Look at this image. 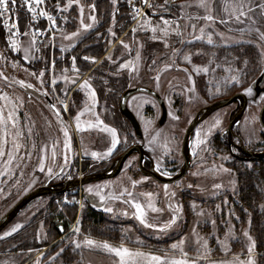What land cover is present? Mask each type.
<instances>
[{
    "label": "rangeland",
    "instance_id": "374dc122",
    "mask_svg": "<svg viewBox=\"0 0 264 264\" xmlns=\"http://www.w3.org/2000/svg\"><path fill=\"white\" fill-rule=\"evenodd\" d=\"M81 2L85 6V23L92 24L89 16L91 14L96 16V13L89 12L88 0ZM148 2L155 4L153 0ZM159 3L160 5L155 7H147L155 15L147 14L144 9L146 16L138 20L132 19L133 12L128 8V15L132 19L129 28L131 31L121 36L116 33L115 37L110 35L105 54L95 64L84 60L85 56L79 62L76 58L78 74L72 71L74 53L71 52L96 29L97 19L90 30L84 31L80 27L79 14L75 6L68 12L59 14L57 35L52 46L47 47L49 43L36 42L30 53L32 57L30 60L23 59V49L29 46V37L19 38L21 40L19 52H5L0 46V53L4 54L3 58H0V72L8 77L7 82L0 78V95L8 96V100H0V106H6L5 114L14 108L19 127L24 130V137L19 141L23 146L12 164L6 163V156L0 158V173H3L0 175V217L20 198L44 185L50 178L61 174L56 181L67 180L103 170L126 148L137 143L131 125L119 111V100L129 88L150 87L166 102L168 120L163 127L158 126L161 108L155 98L147 94H136L130 98L129 107L142 127L147 151L167 176L172 175L173 167L183 164L180 155L183 136L199 109L219 99L242 92L243 85L244 93L253 97L254 93L248 94L247 90L264 69V40L260 38V33H264V19H261L259 12L250 14L249 19L242 17L244 22L240 23L231 15V6L238 4L239 0H215L211 4L213 9L211 12L198 7V0H168L167 7H164L165 0ZM225 3L229 5L227 12L224 11ZM181 5L184 7H180ZM208 14L215 19L213 21L202 19ZM70 16L73 18L72 22ZM161 16L170 22L167 26L168 36H164L162 31L165 26L160 19ZM220 19L227 20L228 23H219ZM252 19L257 23L253 24ZM146 20L150 23L140 27ZM193 25L195 28L192 27ZM152 27L157 28L156 33H152ZM133 28L137 29L135 33L132 32ZM257 28L259 33L256 31ZM201 29L204 30L203 33ZM78 30L81 33L79 37H73L71 40L63 38L65 35L71 36L72 32ZM112 31L116 32V30ZM177 32L180 35H177ZM153 35L156 36L155 40L152 39ZM209 36L212 38L211 44L208 43ZM197 37L202 38L197 39ZM121 41L128 44L131 51L123 48ZM83 47L82 45L81 48ZM36 48H40L41 51L37 52ZM61 48L64 51H61ZM137 52L140 54L139 60L136 59ZM76 56L79 57L80 53ZM53 60L56 61L55 69L52 68ZM127 61L132 63L128 68L121 69L120 65ZM242 64H244V84ZM204 68L209 70L204 72L202 70ZM41 71L45 72L43 87L37 77L31 75L33 72L38 75ZM77 75L78 82L75 85L71 84L72 78ZM65 77H68L67 81ZM157 77H159L158 81ZM231 77H236V80H232ZM53 79L56 80L55 85L51 84ZM19 80L34 87L22 88L15 83ZM85 80L89 81L96 92L95 102L88 89L80 88V84ZM65 90H67L66 96ZM45 91L61 113V118L49 107L47 100L41 97ZM64 104L68 105V111H63ZM263 104L264 94L250 101L241 123L236 127V132L248 147H253L264 140V131L258 120ZM235 108V104L222 108L196 129L193 157L195 159L202 157L201 164H197L187 177L177 184L167 185V194L165 185L143 177L135 166L130 173L125 168L114 179L98 181L83 188V190L93 189L98 204H91L82 194L76 195L72 192L60 196L47 195L33 201L1 232L0 236L16 224L23 225L12 236L0 240V264H4L5 261L8 264H36L38 259L39 264H63L62 258L67 259L71 264H119V258L114 254L83 246L84 239L108 242L114 247L123 244L133 250L139 249L145 253L163 255L173 243L185 239L187 234L192 236L189 240L186 239L188 242L186 241L183 247L189 257H194L196 252L191 250V247L195 246L192 238L199 236L198 224L204 221L210 222L211 219L207 212L205 216L203 215L200 201L192 195L196 192L203 194L208 193L206 191L217 190L216 184H221L224 189L236 190L239 187L237 178L245 170L254 171L256 168H264V161L237 163L231 159L226 149H221L219 144L216 146V152L213 150L212 141L215 137L219 139L227 128ZM82 111L84 112L80 119L82 130L77 131L74 117ZM32 115L36 116L34 121ZM216 119L220 120V124L212 127ZM98 120L103 121V124H99ZM65 125L70 137L69 148L64 147ZM105 125L116 129L120 141L110 155L106 153L111 147L112 135L104 128ZM29 128L32 129L31 136H28ZM209 128L211 133L205 135ZM197 130H201L200 138L206 140V144L199 147L195 145ZM44 146H47L46 151L41 150ZM10 148L9 140L5 150ZM53 150L55 157L52 155ZM94 152L97 153L96 157L92 155ZM21 157L24 159L21 160ZM41 157H46L43 172L39 170ZM134 159L136 160L137 156H132L128 163ZM48 168L52 169L51 175L48 173ZM225 168L229 171H223ZM132 181L140 183L133 188ZM125 188L133 192L134 196L121 197L120 193ZM97 192L99 195L96 194ZM147 193L153 194L151 203L162 209L161 213H152L147 208L149 203V198L145 195ZM101 196L104 197L103 200ZM123 199H134L144 205L150 223L163 226L172 216L178 217L177 219L181 216V220L178 225H173L164 232L144 228L135 218V209L130 203H122ZM166 204L171 205L175 211L177 206H180V211L169 212L165 208ZM54 208L63 217L67 216V221L60 215H54ZM107 208H111L112 211H106ZM73 210H75L74 219L71 215ZM89 215L97 216L102 228L87 229ZM49 218L53 226L49 223ZM64 222L67 226L66 234L57 238L59 233L56 232V226ZM186 226L189 231L186 229V235L178 237L180 233H177L179 232L177 229L181 227V232ZM77 227L80 229L79 234L74 231ZM22 232L28 236L24 239L29 238L30 241V245L23 252L16 249L18 246L16 235L19 237ZM242 238L244 241V236H241ZM11 239L13 242L10 243ZM76 242H81L82 247L75 248ZM195 243L197 245V238ZM61 248L64 252L57 256ZM175 256L181 258L179 251ZM220 259L222 258L213 260ZM201 264L207 262L201 261Z\"/></svg>",
    "mask_w": 264,
    "mask_h": 264
},
{
    "label": "snow or ice",
    "instance_id": "6c2138e0",
    "mask_svg": "<svg viewBox=\"0 0 264 264\" xmlns=\"http://www.w3.org/2000/svg\"><path fill=\"white\" fill-rule=\"evenodd\" d=\"M112 4L115 6L117 4V0H111ZM130 7L134 9L132 19L138 20L146 16V14L143 12L142 8H135L134 0H127ZM215 0H198V7L205 8L208 12H211L213 9L211 7V4L214 3ZM142 3L147 7H155V5H152L148 2V0H142ZM45 4V0H0V18L6 17L3 20V26L5 29L8 30L9 36L7 39V44L10 46V49L12 51L19 52L21 50V40L19 37H29V46L23 49L24 60H30L32 57H30V53L32 51V48L36 45L37 42V36L38 35H44V31L40 29H35L33 21H35L37 16V9ZM11 5V7H10ZM76 7L79 14V23L80 27L84 31H88L93 27V24L96 23V16L94 14H91L89 16V19L93 22L92 24H86L84 21V13H85V6L81 2V0H66V3L63 5L61 4V0H56V3L53 5V8L60 12V13H66L73 7ZM168 6V0H165L164 7ZM96 4L93 3L88 6L90 13H95L96 11ZM180 7H184V5H181ZM232 13L231 15L234 16L235 20L243 23L244 21L241 19L242 17L244 19H249L250 14H255L259 12L261 19H264V0H239L238 4L232 5ZM229 5L225 3L224 5V11H228ZM19 9L25 10L28 14V20L25 25V29L23 32H21L19 27ZM115 11L112 13L113 21L115 20ZM39 16L47 17V20L51 23V28H49V32H53L56 28V19L52 14H50L48 11L40 10L38 13ZM155 15V13H153ZM161 21L163 25L165 26L162 31L164 33V36H168V29L167 26L169 25V21L167 19H164L161 16ZM202 19L213 21L215 18L208 14ZM67 22V21H65ZM147 23H150V21H145V23L141 24L140 27H145ZM219 23L227 24L228 21L224 19H220ZM252 23L256 24L257 21L255 19H252ZM195 28V25L192 26ZM137 31L136 28L132 29V32L135 33ZM152 33L157 32L156 27L151 28ZM203 29H201V32L203 33ZM256 31L259 33V29L257 28ZM110 34L115 37V32H113L111 29H109ZM81 35L80 31H74L71 33V36L65 35L64 39L71 40L73 37H79ZM177 35H180L179 32H177ZM202 37H197V39H201ZM260 38L264 40V33H260ZM55 35L53 34L52 40L54 41ZM153 40L156 39V36L153 35ZM208 43H212L211 36L208 37ZM121 44L123 48L126 50L131 51L130 46L123 41H121ZM47 47L52 46V42L50 41ZM37 52L41 51L40 48L35 49ZM61 51H64L63 48H61ZM4 54L0 53V58H3ZM84 60H89V57L85 56L83 57ZM111 59V57H109ZM136 59H140V54L137 52ZM95 62V61H93ZM132 63V61H127L124 64L120 65L121 69L128 68L129 65ZM155 63V62H153ZM56 61H52V68L55 69ZM15 66V65H14ZM204 72H207L209 69L204 68L202 69ZM72 71L75 73H79V69L76 67V57H72ZM197 71H201V69H197ZM32 76L37 77V79L40 81L41 86L43 87L44 81L43 77L45 75L44 71H41L38 75L33 72L31 73ZM0 78L4 79L6 82L8 81V77L4 75L3 72H0ZM79 76L72 78L71 84L75 85L78 82ZM157 81L159 80V77L156 78ZM227 79V78H226ZM232 80H236V77H231ZM65 80H68V77H65ZM238 82V81H237ZM15 83H18L22 88H33L34 86L30 83L26 84L25 81L19 80L15 81ZM51 84L55 85L56 80H51ZM81 89H88L89 94L92 98V100L95 102L96 100V92L94 89H92L91 84L89 81L85 80L82 84H80ZM248 94H251L252 89L249 88ZM43 95H47V92H43ZM67 95V90H65V96ZM135 99V98H134ZM0 100H8V96L6 94L0 95ZM49 107L55 109L56 105H49ZM5 108L6 106H0V158L7 157L6 163L8 165H11L13 160L17 158V154L19 150L22 148V144L18 142L19 139L24 137L23 131L20 129L18 120H17V113L15 109L7 111V114H5ZM63 111H68V105H63ZM85 111H90V109H85ZM57 116H60L59 110H57ZM84 115V112H79L75 117L76 121V129L77 131H81L80 126V119L81 116ZM175 119H179L178 117H174ZM63 123V121H61ZM99 124H103V121H99ZM220 124V120L216 119L215 124L212 127H216ZM104 128L111 133L112 135V141H111V147L108 149V152L106 155H110L113 150L117 148V145L120 143L119 139L117 138V132L114 128H109L108 126H104ZM211 133V128L208 129L207 133L205 135H209ZM32 135V129H28V136ZM63 135L66 138L64 142V147L69 148L70 147V137L69 132L67 131V126L65 125L63 130ZM6 137H11V148L9 150H5V145L9 143V140L6 139ZM201 130H197L196 132V140L195 145L197 147L201 145L206 144V140L201 139ZM151 143V142H150ZM33 147L35 148V144H33ZM42 151L47 150V146H44ZM195 154V153H194ZM53 157H55V151L53 150L52 153ZM93 157L97 156V153H92ZM26 156L28 154L26 153ZM46 157H41L39 160V170L45 171V160ZM21 160L24 158L21 157ZM66 159V158H65ZM48 173L52 174V169L48 168ZM159 170V169H158ZM223 171L227 172L228 169H223ZM3 173H0L2 175ZM167 175V173H164ZM140 183L139 181H132V187L135 188L137 184ZM167 185L164 186L165 193L167 194ZM191 187V185H189ZM222 186L220 184H216L215 188L219 189ZM87 191L91 193L93 191L92 188H88ZM99 195V192L96 193ZM149 198V203L147 204V208L150 209L152 213H161L163 210L156 207L153 203H151L152 193L145 194ZM121 197L127 196V197H133L134 193L128 191L127 188L123 189V191L120 193ZM104 197L101 196V200H103ZM122 203H130L131 206L135 209V218L139 221V223L144 227L148 229H153L155 231L164 232L167 229L171 228L173 225L177 223V217L172 216L171 219L164 223L163 226L150 223L147 219V212L145 210L144 205H142L139 202H136L134 199H123L121 201ZM171 207V205H169ZM262 209H264V205L261 206ZM106 211H112L111 208H107ZM176 211H180V206H177ZM127 215V213H124ZM239 219V217H237ZM79 223V221H77ZM249 225L251 224V220L248 221ZM213 225H215V221H213ZM23 225L16 224L13 226L9 231L5 232L2 236H0V240L6 239L7 237L12 236L14 233H16L20 228H22ZM75 233L79 234L80 229L77 227L75 230ZM195 233V230H193ZM243 236L246 237L248 243L245 245L244 250H242L240 253H236L232 255L231 259L222 258L220 260H213L211 258V249L208 246L207 239L203 240V243L200 247H197L195 249L196 255L194 257H189V254L187 251L184 250V245L186 243V238L179 240L177 243H173L168 250L164 252L163 255H156L152 253H145L139 249L133 250L128 247H125L123 244H121L119 247H114L110 245L108 242H97L93 239L85 238L83 241V246H86L90 249H98L102 250L109 254H114L116 257L119 258V264H201V261L207 262V264H258L257 256L254 255V250L257 248V242L256 240L250 235L249 231H243ZM233 238L232 229L229 228L228 232L225 234L224 240H219L218 243L221 245L220 250L225 253V256L231 251V249L228 246L227 241ZM139 243V242H138ZM197 243L199 244L200 241L198 240ZM82 247L81 242L75 243V248L79 249ZM202 249V250H201ZM179 251L181 258H176L175 253ZM64 252V249L61 248L60 252H58L56 255L59 256ZM55 259V257H53ZM4 264H8L7 261L4 262ZM36 264H39V259L37 260Z\"/></svg>",
    "mask_w": 264,
    "mask_h": 264
},
{
    "label": "trees",
    "instance_id": "16d2710c",
    "mask_svg": "<svg viewBox=\"0 0 264 264\" xmlns=\"http://www.w3.org/2000/svg\"><path fill=\"white\" fill-rule=\"evenodd\" d=\"M153 1L155 6L160 5L159 2L161 0ZM53 2L51 4L49 3V8L55 13L56 10L53 8V5L56 3V0H53ZM61 2H63V0H61ZM89 2L91 4L95 3L97 6L95 11L97 18L96 29L89 33L86 37L87 39L82 40L71 53H74L72 56H76L80 53L79 57L76 56L78 62L83 56H87L89 57L87 62L90 61V63L95 64L106 52L105 47L111 35L109 29L116 30V35L121 36L125 32L131 31L129 28L132 24V19L130 15H128V7L125 0H117V4L115 6L112 4L111 0H89ZM113 11L116 13L114 21L112 18ZM19 16V27L21 32H23L29 16L28 13L23 11V9H19ZM72 19V16H70L71 22ZM98 35L100 38H98ZM5 41V34L0 21V46L3 50H5V52H11L8 50ZM82 45L84 46L83 48H81ZM84 70H86V68ZM237 182L239 187L236 190L217 189L206 191L208 193L203 194L196 192L195 195H192L195 198H198L200 206L203 207V215L205 216L207 212L211 221H204L198 224L199 226L197 229L199 230V236L193 235L194 237L192 240L195 246H192L191 250L196 252L195 249L202 245L204 239H207L208 246L211 249L212 259L232 257L233 254L240 253L244 250L245 245L248 243L246 237H244V241L243 238L241 239L244 230L249 231L250 235L256 240L257 248L254 250V255L257 256L258 264H264V209L261 207L264 205V188H261L264 187V168H256L254 171L245 170L244 173L240 174L239 178H237ZM56 195L60 196L62 194ZM165 208L169 212H176L175 209L169 207V204H166ZM53 214L63 217L56 208H54ZM181 214L182 212L179 213V215ZM71 215L72 219H74L75 210H73ZM180 217L181 216L177 219V223L175 225H178L181 220ZM237 217H239V219H237ZM63 218L67 221V216H64ZM249 219L251 220L250 225L248 223ZM87 220L89 223L87 229L99 230V227L102 228L100 226V219L97 216L89 215ZM48 221L52 224V220L50 218ZM213 221H215V225H213ZM63 225L66 231V223L64 222ZM229 228L232 229L233 238H230L227 241L231 251L227 254V256H225V253L220 250L221 245L217 241L218 239L221 241L224 240L225 234L228 232ZM180 229L181 227L177 229L179 230L177 233H180V235H177L178 237L183 234L186 235V229L189 231L188 226H186L181 232ZM25 232L20 233L19 237L16 235V240L18 238L16 241V245H18L16 246V249L21 252H23L27 246L30 245V241H28L29 238L24 239V237H28ZM56 232L59 233L57 237L59 238L61 234L58 230ZM191 236L192 234H187L186 239L189 240ZM196 238L197 241H200L197 245L195 243ZM188 240L186 241L188 242ZM9 242H13V239L9 240ZM62 260L63 264H71V262L65 258H62Z\"/></svg>",
    "mask_w": 264,
    "mask_h": 264
},
{
    "label": "water",
    "instance_id": "95a60500",
    "mask_svg": "<svg viewBox=\"0 0 264 264\" xmlns=\"http://www.w3.org/2000/svg\"><path fill=\"white\" fill-rule=\"evenodd\" d=\"M142 6L145 7L143 3H142ZM147 14L153 15V13H151L149 10L147 11ZM263 83H264V70L261 73V75L251 84L252 92L255 95V96L253 95L254 100H256L262 93H264V87H261ZM136 94H147L157 100L161 108V116L158 121L159 127H163L166 124L168 120V109H167V106L162 96L151 88L144 87V86H138V87L130 88L123 93L119 101V110L121 114L129 121L130 125L133 128L136 138L140 141H143L144 136H143L141 125L128 105L130 98ZM46 98H47L49 105H54V103L50 100L49 97H46ZM250 101H252V98L249 97L247 94L236 93L230 98L215 101L211 103L210 105H207L201 108L196 113L193 120L191 121V123L188 125L186 129L184 139H183V144H182V155L184 157L185 162L182 168L180 169V171L176 175L164 176L163 174L159 173L153 166L151 167V169H145V167L143 166V161L146 157H148V154L143 144H136L135 146L127 150L125 153H123L121 156L116 158L112 166L104 172L97 173V174H91V175H88L80 179L66 181L62 183L61 186H57V184L56 185L51 184V180H49L43 186L38 187L32 192L26 194L21 199H19L5 214H3L0 217V233L19 215V213L26 206H28L32 201H34L37 198H40L46 195H51V194H64L66 192L73 191V190L77 191L83 185H86L88 183H93V182L102 181V180L116 177L120 173L124 165V162L133 153L139 154L140 169L145 176L151 177L157 182L161 184H165V185L178 182L180 179L184 177L189 167L191 166V163L193 160L192 140H193V135H194V131L196 130V128L203 121H205L209 116H211L214 112L224 107H227L233 103H237V107H238L237 111L233 115L229 123V126H228V133L231 136L234 133V128L241 122L244 116L245 110L247 109ZM53 110L57 113L58 109L55 108ZM259 122L264 129V105L259 113ZM243 153L244 155L248 156L249 157L248 159L251 161H260L264 159V150L250 151V150H247L246 148H243ZM57 230L60 232V234L62 235L65 234L63 224H58Z\"/></svg>",
    "mask_w": 264,
    "mask_h": 264
},
{
    "label": "flooded vegetation",
    "instance_id": "af4514ba",
    "mask_svg": "<svg viewBox=\"0 0 264 264\" xmlns=\"http://www.w3.org/2000/svg\"><path fill=\"white\" fill-rule=\"evenodd\" d=\"M264 70V69H263ZM263 70L259 73V75L255 78V80L261 75V73L263 72ZM242 77H243V84H244V64H242ZM254 80V81H255ZM253 81V82H254ZM252 82V83H253ZM144 87H147V86H144ZM261 87H264V83L262 84V86ZM150 88V87H149ZM250 88H251V86H250ZM152 89V88H151ZM128 90V89H127ZM125 92V91H124ZM240 93H244V85H243V89H242V92H240ZM262 94H264V93H262ZM261 94V95H262ZM123 95V94H122ZM260 95V96H261ZM233 96V95H232ZM255 96V95H254ZM254 96L252 97V100H254ZM259 96V97H260ZM258 97V98H259ZM163 98V97H162ZM228 98H230V97H228ZM257 98V99H258ZM164 99V98H163ZM224 99H226V98H224ZM219 100H221V99H219ZM120 101V100H119ZM165 101V100H164ZM218 101V100H217ZM250 103V102H249ZM165 104H166V102H165ZM233 104H235L236 105V108H235V110H234V112H233V114L231 115V117H230V120H229V123H230V121H231V119H232V117H233V115L236 113V111H237V103H233ZM128 105H129V103H128ZM210 105V104H209ZM249 105V104H248ZM264 105V104H263ZM167 106V105H166ZM205 107V106H204ZM263 107V106H262ZM203 108V107H202ZM224 108H226V107H224ZM168 109V108H167ZM262 109V108H261ZM200 110V109H199ZM198 110V111H199ZM219 110H221V109H219ZM218 110V111H219ZM132 111V110H131ZM197 111V112H198ZM246 111V110H245ZM261 111V110H260ZM217 112V111H216ZM216 112H214V113H216ZM213 113V114H214ZM260 113V112H259ZM212 114V115H213ZM60 115H61V113H60ZM196 115V114H195ZM194 115V116H195ZM211 115V116H212ZM211 116H209V117H211ZM62 117V116H61ZM208 117V118H209ZM194 118V117H193ZM207 118V119H208ZM206 119V120H207ZM193 120V119H192ZM191 120V121H192ZM205 120V121H206ZM258 120H259V115H258ZM128 121V120H127ZM205 121H203L202 123H204ZM242 121V120H241ZM129 122V121H128ZM191 123V122H190ZM189 123V124H190ZM201 123V124H202ZM241 123V122H240ZM239 123V124H240ZM260 123V122H259ZM130 124V123H129ZM200 124V125H201ZM238 124V125H239ZM199 125V126H200ZM237 125V126H238ZM261 125V124H260ZM198 126V127H199ZM228 126H229V124H228ZM228 126H227V128L221 133V136H220V138L218 139V138H214V140L212 141V147H213V150H214V152H216V146H217V144H219L220 146H221V149H226L227 150V152H228V154L230 155V157H231V159H234L237 163H249V162H254V161H251V160H249L248 158V156H246V155H244V153H243V148H246L247 150H250V151H262V150H264V140L263 141H259L260 143L259 144H256V145H254L253 147H248V146H246L245 144H244V142H243V139H242V137L236 132V127L234 128V133L230 136V134L228 133ZM132 127V126H131ZM188 127V126H187ZM197 127V128H198ZM262 127V126H261ZM196 128V129H197ZM133 129V128H132ZM187 129V128H186ZM262 129H263V127H262ZM196 131V130H195ZM195 131H194V135H193V140H194V136H195ZM263 131H264V129H263ZM185 132H186V130H185ZM184 135H185V133H184ZM137 139V138H136ZM183 139H184V136H183ZM138 140V139H137ZM193 140H192V154L194 153L193 152ZM136 144H143V146H144V148H145V150H146V152H147V154H148V157H146L145 159H144V161H143V166L145 167V169H151V167L153 166L159 173H161V174H163L164 176H167V175H165L162 171H161V169L157 166V164L154 162V160H153V158H152V156L150 155V153L147 151V149H146V146H145V140H143V141H140V140H138V142L137 143H135V144H133L132 146H129L128 148H126L123 152H121L117 157H115L114 159H113V161L105 168V169H103V170H100V171H97V172H91V173H86V174H84V175H81V176H77V177H73V178H68L67 180H59V181H56V179L61 175V174H59L57 177H52V178H50L49 180H51V184H57V186H61V184L62 183H64V182H66V181H70V180H75V179H80V178H84V177H86V176H88V175H91V174H97V173H101V172H104V171H106V170H108L111 166H112V164H113V162H114V160L116 159V158H118L119 156H121L123 153H125L127 150H129L131 147H133V146H135ZM182 144H183V140H182ZM180 155H181V157H182V160H183V164L182 165H176L175 167H173V172L171 173L172 175H170V176H174V175H176L179 171H180V169L182 168V166L184 165V157H183V155H182V146H181V149H180ZM132 156H137V159L135 160H132V162L131 163H128L129 161H131L130 160V158L132 157ZM202 158V157H201ZM201 158H198V159H195L194 157H193V160H192V163H191V166L189 167V169H188V171H187V173L184 175V177L182 178V179H184L185 177H187V175L189 174V172H191V170H193V168L198 164H201L200 163V161H201ZM139 161H140V157H139V154L138 153H133L132 155H130L128 158H127V160L124 162V165H123V167H122V169H121V171H120V173L116 176V177H118L121 173H122V171L126 168V169H128L129 170V173L131 172V170H132V168L133 167H137L138 168V170H139V172H140V174L143 176V177H146V178H149V179H152L153 181H156V180H154L153 178H151V177H147V176H145L143 173H142V171H141V169H140V164H139ZM261 161H264V159L263 160H260V161H257V162H261ZM167 164V163H166ZM167 167V166H166ZM159 169V170H158ZM112 170V169H111ZM167 172V171H166ZM116 177H113V178H110V179H114V178H116ZM182 179H180L179 181H181ZM48 180V181H49ZM107 180V179H106ZM178 181V182H179ZM218 181H221V180H218ZM98 182V181H97ZM157 182V181H156ZM178 182H176V183H173V184H168V185H174V184H177ZM93 183H95V182H93ZM158 184H161V183H159V182H157ZM59 184V185H58ZM90 184H92V183H88V184H86V185H83L80 189H78L77 191H70V192H72V193H74V194H76V195H78L79 193L80 194H82L83 196H84V198L87 200V201H89V202H91V204L92 203H95V204H98V202L96 201V195H94L93 193L94 192H91V193H89L87 190H83V188H85L86 186H88V185H90ZM162 185H164V184H162ZM221 185V184H220ZM222 186V185H221ZM219 189H224L223 187H221V188H219ZM70 192H68V193H70ZM97 202V203H96ZM101 204V206H102V203H100ZM58 225V224H57ZM63 227H64V225H63ZM56 228H57V226H56ZM64 230H65V227H64Z\"/></svg>",
    "mask_w": 264,
    "mask_h": 264
},
{
    "label": "built area",
    "instance_id": "2783aa9c",
    "mask_svg": "<svg viewBox=\"0 0 264 264\" xmlns=\"http://www.w3.org/2000/svg\"><path fill=\"white\" fill-rule=\"evenodd\" d=\"M139 1L140 0H134L135 8H142L140 6V4H139ZM52 2H53V0H45V4L44 5H41L37 9V16H36L35 21H33L34 28L35 29L43 30L44 33H45L44 35H38L37 36V41L38 42H45V41H49V40L53 41L52 40V37H53V34L55 35V30H54V33L53 32H49V28H51V23L47 20V17H42V16H39L38 15V13H39L40 10L48 11L50 14L53 15V13H51L50 8H49V3L51 4ZM129 7H130V5H129ZM130 8L132 9V11H134V9L132 7H130ZM142 10H143V12H145V10L143 8H142ZM23 11L26 12L25 10H23ZM5 18L6 17L0 18V21H1V25H2L3 31H4L5 35L8 37L9 36V32L3 26V20Z\"/></svg>",
    "mask_w": 264,
    "mask_h": 264
},
{
    "label": "bare ground",
    "instance_id": "6f19581e",
    "mask_svg": "<svg viewBox=\"0 0 264 264\" xmlns=\"http://www.w3.org/2000/svg\"><path fill=\"white\" fill-rule=\"evenodd\" d=\"M33 116V121L36 119V116L35 115H32ZM23 132H24V130H23ZM8 140H10L11 141V137H6ZM20 141V139L18 140V142Z\"/></svg>",
    "mask_w": 264,
    "mask_h": 264
},
{
    "label": "crops",
    "instance_id": "0c3cea01",
    "mask_svg": "<svg viewBox=\"0 0 264 264\" xmlns=\"http://www.w3.org/2000/svg\"><path fill=\"white\" fill-rule=\"evenodd\" d=\"M89 1V0H88ZM91 3L89 2L87 5H90ZM96 13V12H95Z\"/></svg>",
    "mask_w": 264,
    "mask_h": 264
}]
</instances>
